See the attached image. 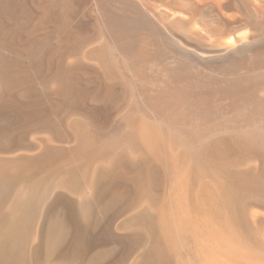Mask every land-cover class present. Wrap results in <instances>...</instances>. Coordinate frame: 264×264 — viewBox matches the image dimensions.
Listing matches in <instances>:
<instances>
[{"label":"bare ground","instance_id":"6f19581e","mask_svg":"<svg viewBox=\"0 0 264 264\" xmlns=\"http://www.w3.org/2000/svg\"><path fill=\"white\" fill-rule=\"evenodd\" d=\"M239 117L264 0H0V264H264Z\"/></svg>","mask_w":264,"mask_h":264},{"label":"rangeland","instance_id":"374dc122","mask_svg":"<svg viewBox=\"0 0 264 264\" xmlns=\"http://www.w3.org/2000/svg\"><path fill=\"white\" fill-rule=\"evenodd\" d=\"M242 118V121L244 123H248L249 125H254L256 123H259L261 124V126L264 128V119H257V120H253L251 118H246V117H239V119ZM254 123V124H252ZM256 129L257 130H260L259 127L257 125H255ZM261 156V153L260 151L258 150V148H251V149H246L244 151V153L242 154V159H243V162L245 163H251V161L256 158V157H260ZM242 159L239 161V163H243L242 162ZM101 264L102 261H97L96 259L95 260H91V261H87V263L85 262L84 264ZM101 262V263H100Z\"/></svg>","mask_w":264,"mask_h":264}]
</instances>
